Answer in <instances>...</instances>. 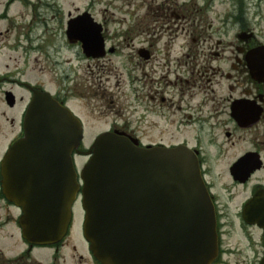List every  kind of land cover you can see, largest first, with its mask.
I'll return each instance as SVG.
<instances>
[{"label": "flooded vegetation", "instance_id": "obj_1", "mask_svg": "<svg viewBox=\"0 0 264 264\" xmlns=\"http://www.w3.org/2000/svg\"><path fill=\"white\" fill-rule=\"evenodd\" d=\"M21 2L0 0V264H40L35 258L37 247L21 236V208L5 194L8 156L24 135L25 115L36 90L50 91L71 108L82 120L85 136L89 132L82 116L86 109V113L107 120L106 127L97 135L114 132L131 139L138 138L141 145H186L197 152L217 210L221 249L215 264H224V255L231 253L232 248L224 247L227 222L208 180V168L227 166L233 185L244 187L251 184L237 217L242 229H258L264 241V231L246 223L243 214L248 201L260 188H264L262 181L253 183L254 177L264 170V34L257 28L261 26L264 3L233 0V3H219V8L216 3H175L172 6L161 4V0H130V7L135 10L133 22L129 30L115 32L113 36L123 40L120 44L110 42L107 19L99 21L90 10H84L83 13H91L102 24L103 48L93 54L84 50L82 42L71 41L67 33L69 18L79 16L81 12L68 14L66 32L59 37L50 31L46 17L39 12V3ZM144 7L146 13L142 16L139 13ZM161 22L179 24L178 30L184 35L180 39V47L161 49L158 46L161 45ZM11 38L10 50L27 56L33 53L45 56L46 70L53 74L50 82L63 78L56 91L38 81L32 82L22 75L6 72L4 51L6 39L8 42ZM125 41L127 47H121ZM72 47H76V62L86 63V68L92 73L87 82H84L85 77L80 79L76 73L79 65L71 60L61 63L58 60L64 48ZM63 65L67 66L65 75L57 71ZM115 71L118 77L126 73L132 85L135 80L130 74L142 72L145 77L147 92L144 93L146 88L143 92H131L138 99L139 107L134 111L131 106H127V110L121 103V99L131 100L127 93L118 91L121 82L118 81L113 90L111 77L105 75ZM72 74L74 77L71 79ZM147 99L148 104L145 103ZM140 110H145V113H133ZM161 114L172 120L171 125L179 140L144 142L141 136L153 131L150 126L156 125L153 119L149 120V115L159 118ZM96 136L92 137L89 145L85 140L81 143V152H74L79 180L81 169L89 160L85 152L93 145ZM16 228L23 246H16L19 250L8 255L4 247L16 239V234L10 233ZM74 243L71 249L73 264H83L86 260L99 264L92 254L91 258L81 254ZM51 249L56 254L48 264H65L61 261L64 258L60 257L61 245ZM262 256L263 250L258 262Z\"/></svg>", "mask_w": 264, "mask_h": 264}, {"label": "water", "instance_id": "obj_2", "mask_svg": "<svg viewBox=\"0 0 264 264\" xmlns=\"http://www.w3.org/2000/svg\"><path fill=\"white\" fill-rule=\"evenodd\" d=\"M101 32L88 13L73 18L68 29L93 54L103 48ZM82 139L79 118L51 93L37 91L25 136L9 154L5 185L7 197L23 209L20 224L31 244H56L68 232L81 188L73 151ZM87 154L84 236L102 264L213 262L219 250L216 209L196 152L184 145L142 147L107 132ZM244 216L264 229L263 189Z\"/></svg>", "mask_w": 264, "mask_h": 264}, {"label": "rangeland", "instance_id": "obj_3", "mask_svg": "<svg viewBox=\"0 0 264 264\" xmlns=\"http://www.w3.org/2000/svg\"><path fill=\"white\" fill-rule=\"evenodd\" d=\"M31 3H39L41 5L39 12L46 17V20L49 24L50 31H54L59 37H62L63 33L66 32V23L68 21V14L76 15L78 12H82L84 10H90L96 19L106 20L108 22V32L112 40L111 43L120 44L122 39H114V33L120 31L129 30L130 25L133 22V13L134 8L130 7V0H28ZM140 1V0H138ZM152 1V0H147ZM21 3H25V0H22ZM162 3H169L172 6L175 3H233V0H161ZM246 3H264V0H246ZM142 4V3H141ZM148 4V3H145ZM219 6V5H218ZM221 8V6H219ZM38 11V8H37ZM146 7H144L139 14L145 15ZM262 20L260 21V27H257L261 34H264V4L263 11L261 13ZM261 19V18H260ZM259 19V20H260ZM216 22V21H215ZM179 24L176 22H161V45H158L162 48H178L180 47V39L184 36L183 33L178 30ZM13 43V38H11L8 42L6 39V45L4 51V61H5V70L7 73H11L13 75H22L24 79L30 80L32 82H40L43 83L47 88L52 91H56L58 89L59 84L63 80H56L55 82H50L51 77H53L51 70H46L47 63L44 60L45 56H39L38 53L30 54L29 56L20 54L8 48V44ZM127 42L125 41L121 47H127ZM75 49L76 47H72V49L64 48L62 50L63 55L58 56V60L61 63L62 61L71 60V62L79 65L80 68L76 72L74 69L73 72H76L78 76L81 78L85 77V81L87 82V78L92 76V73L86 68V63H78L75 60ZM38 59V61H36ZM70 62V63H71ZM73 64V65H75ZM72 65V64H70ZM61 69L57 70L59 74L64 72L67 66H60ZM118 72H107L105 75L111 77V84L113 85V90L116 88V83L118 81L121 82V86L118 91H122L127 93V95L131 96V100L126 101L125 99H121V103L123 106L127 108V106L132 107V111L135 110L138 106V99L134 94L135 90H143L146 88L147 92L148 87H145L146 83L144 80V75L142 72H134L130 74L135 80L134 85H132L131 78L127 76V74H122L121 76H117ZM97 75V74H95ZM103 75V74H101ZM74 77L72 74L71 79ZM139 77V78H137ZM93 77H91V80ZM52 80V79H51ZM78 95L82 98L83 95ZM86 97H89L85 95ZM117 100V99H116ZM148 102V99L145 100V103ZM161 107V106H160ZM145 110H140L138 113L133 112L135 115L145 113ZM85 109L82 113L84 116L87 130L89 131L85 142L86 145L92 140V137L96 135L98 131H101L106 127L107 120L104 118L96 117L93 114L86 113ZM149 120L152 119L155 121L156 125L150 126L154 128L153 131L150 130V133L142 135L141 138L144 142H169V141H178L177 134L174 132V126L171 125L172 120L169 121V118L161 114V117H156L149 115ZM152 125V123L150 122ZM208 180L211 182L213 186V191L217 196V199L221 205V208L225 213V221L227 222L224 227V247H231V253H226L224 255V264H258V257L261 254L263 248V239L260 236V231L255 228H250L248 230L242 229L240 225V220L237 217V212L241 203L248 197L250 186H235L232 184L230 176H229V167L227 166H217L208 168ZM258 181H262L264 183V170L259 172L253 179V183ZM75 221L72 230V238L74 239V244L78 246L79 251L82 254L87 255L88 258H91L88 252V246L83 239L82 233L80 232V225L82 223V209L79 205H77L74 209ZM10 233L16 234V239L12 243L6 244L4 247L6 253L8 255L15 254L13 250H17L19 246H23L22 238L20 236L19 230H10ZM5 234V232H3ZM2 234V235H3ZM6 239V238H5ZM69 239V240H68ZM64 243V247L61 250V254L64 258L65 264H73V253L71 249L73 247V241L70 243V237ZM7 240V239H6ZM15 244V245H14ZM18 246V247H16ZM15 247V249H13ZM19 250V249H18ZM17 250V251H18ZM79 252V253H80ZM55 251L50 247H44L41 249H37L35 252V258L41 261L44 264L50 263L54 256ZM77 258V256L75 257ZM83 264H91L89 260H86Z\"/></svg>", "mask_w": 264, "mask_h": 264}]
</instances>
